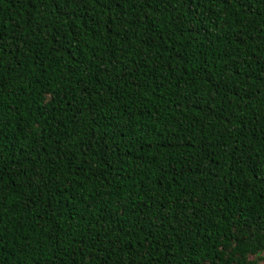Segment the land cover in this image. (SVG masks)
I'll return each instance as SVG.
<instances>
[{
	"label": "trees",
	"instance_id": "obj_1",
	"mask_svg": "<svg viewBox=\"0 0 264 264\" xmlns=\"http://www.w3.org/2000/svg\"><path fill=\"white\" fill-rule=\"evenodd\" d=\"M264 0H0V264H264Z\"/></svg>",
	"mask_w": 264,
	"mask_h": 264
},
{
	"label": "rangeland",
	"instance_id": "obj_2",
	"mask_svg": "<svg viewBox=\"0 0 264 264\" xmlns=\"http://www.w3.org/2000/svg\"><path fill=\"white\" fill-rule=\"evenodd\" d=\"M263 257H264V254H263ZM262 263H264V260H263V262Z\"/></svg>",
	"mask_w": 264,
	"mask_h": 264
}]
</instances>
